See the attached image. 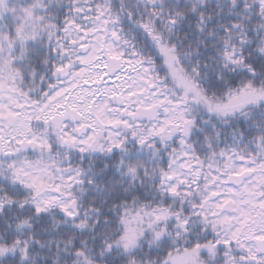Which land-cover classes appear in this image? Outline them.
I'll use <instances>...</instances> for the list:
<instances>
[{"label":"snow or ice","instance_id":"snow-or-ice-1","mask_svg":"<svg viewBox=\"0 0 264 264\" xmlns=\"http://www.w3.org/2000/svg\"><path fill=\"white\" fill-rule=\"evenodd\" d=\"M0 264H264V0H0Z\"/></svg>","mask_w":264,"mask_h":264}]
</instances>
